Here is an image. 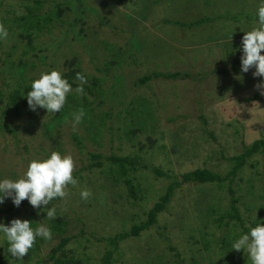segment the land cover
Returning a JSON list of instances; mask_svg holds the SVG:
<instances>
[{"label":"rangeland","instance_id":"obj_1","mask_svg":"<svg viewBox=\"0 0 264 264\" xmlns=\"http://www.w3.org/2000/svg\"><path fill=\"white\" fill-rule=\"evenodd\" d=\"M21 1L23 0H0V19L9 14L4 13L7 9L15 11L17 14L23 13L22 9L17 8L22 3ZM206 1L215 8L220 9L221 14L226 18L223 17V30L225 32L220 29L217 30L218 37L222 32L226 36L227 32L230 31L229 38L225 41L232 40L233 43H230V46L227 44L228 47L223 49L216 47L214 42L183 46L175 44L176 47L181 49L177 51L179 53L176 54V58L170 60V63L166 62L168 60L162 63V58L159 56L150 59L145 56L149 49H153L152 45L154 49L158 46L156 36L159 38L171 37L170 33L167 34L169 36L165 35L168 27L165 26L160 30L151 29L150 33H146L138 25L130 23L129 19L131 17L124 13V9L128 6L120 7L113 0L75 1L82 4L84 11L82 15L89 18V23H92L91 26L95 28L93 30L95 34L90 33L86 38H81L79 41H73L69 37V42L62 43L59 49H52L50 45L47 46L49 47L48 56L52 58L49 62V64H52H50L51 67L40 64L36 58L28 54L25 57L28 58V63H35L36 67L33 70L28 68L27 72L34 79L38 78L41 72H46L45 67L49 69L48 71L56 69L63 73L65 71L64 55H68L69 58L76 57L79 61L77 65L81 70L80 74L82 73L81 75L86 78V83H83V85H90L91 77H101L100 79L103 81L102 92L110 94L116 89L121 95L124 93V97L121 98L123 101L126 100L125 95L129 91L131 95L134 94L135 96L149 97L154 94L150 101L154 104H158V102L163 104V107L156 111L157 122H155L156 124L153 123L155 129L153 132L137 133L135 139L130 143L127 142L125 135L123 136V131L120 133L116 131L118 130L116 124L119 121L117 120L112 125L115 130L113 133L111 132L112 135L110 132H104L102 138H97L98 143L84 140L83 147L79 149L66 128L64 134L59 136L58 142L46 139L41 125L42 121L46 119V114L42 108L36 109L40 112L39 115H36L35 112H31L35 116L30 115L28 109H23L20 115L16 116L7 106H5L6 113L2 114L3 104H0V124L2 126L0 130V179H19L30 160L46 158L51 151H57L62 156H72L74 162L72 174L78 172L77 174L85 178L84 180L103 182L104 180L99 179L98 176L100 169H84L89 164L90 157L88 153L102 154L106 157L132 155L144 168L137 166L138 170L132 172L131 177H135L144 190L140 197L134 199L127 193V189L123 184H120V187L116 186L114 189L107 181L105 191L103 190L107 197L104 202L105 205H99L91 202L88 204L86 200L81 199L80 185L74 186L77 187L76 189L72 185H68L65 197L57 201H51L49 205L42 206L39 209L33 208L27 199L23 200L19 207H16L10 198H6L4 203L0 204V221L7 225L14 218H20L21 220L33 218V220L38 221V225L44 224L46 226L40 211L53 206L55 211L58 210L56 215L60 218V221L67 224L61 228L64 230L61 235L71 238L64 246V250L67 255L74 254L76 258L82 259V264H102V257L108 251L112 253V264H142L136 259L139 255L148 254L146 249L151 242L157 245V250L153 253L155 258L160 260L157 264H193L192 255L197 253L194 249L203 251L200 235L205 231L209 233V239L215 238L216 240L224 233L230 236H238L241 233L242 229L233 226V221H228V225H225L227 219L220 224L205 223L204 226L199 222H195L190 212H188L187 217L182 219L183 222L180 223L177 219L179 215L186 212L193 202L190 197H194L198 193L197 190L202 189V186L182 183L180 179L182 174L197 168H206L223 176L231 169L232 163L221 159L218 152L222 150L224 155L229 157L232 154L241 152L242 141L249 145L255 139L264 137V95L261 94L264 88L258 87L264 78L254 77V68H250L245 73L241 72V67L238 71L231 69L232 62L237 59L239 52L242 51L239 49V45L241 44V36L244 35L243 31L251 30L254 25L259 0ZM127 4H130L129 6H132L135 12L139 10L138 2L134 3V1L130 2L128 0V2H125V5ZM200 6L199 4H180L179 7L174 9L173 17L187 19L198 14V10H201ZM146 7L150 10L156 9L153 4H148ZM128 12L130 13V11ZM12 15L10 13V16ZM93 31L90 30V32ZM182 31L184 30L177 28L175 33L181 34ZM63 32L64 30L60 26L52 30V34L60 38ZM209 35L208 32L205 35L199 33L195 39L205 41L202 38H208ZM126 36L133 38L138 43L135 44L136 46L134 44L128 45V50L136 53L135 59L137 60L131 61L133 64L129 62L128 64L131 66L128 69H124L127 65H116L110 67L111 71L109 72H97L96 69H99V66L104 62L115 59L124 62L125 55L122 48H127V44H124ZM230 36L232 37L230 38ZM166 40L169 39H165V42H167ZM0 41L2 42L0 45V60L7 61L4 49L11 41ZM39 42L43 43L47 40L45 37H41ZM48 44L49 42L46 45ZM208 46L212 47V52L208 51ZM91 47L93 48L91 49ZM120 51L121 53H119ZM224 51H227L228 55H224ZM232 52L233 54H231ZM17 53H19V50ZM262 54H264V50H262ZM18 56L19 54H16L14 60ZM165 56L167 58L173 57V51L167 52ZM222 68L227 70V74H211V71ZM1 70L0 63V74ZM153 70L188 72L190 78L183 80H165L161 78L150 81L146 88L133 87V82L139 79L141 74ZM104 74L107 75L104 76ZM3 77H5L4 81ZM8 77L7 74L0 75V89L4 91V94L11 89L10 84H13L15 79ZM112 79H118L119 83L115 85L113 90L109 91ZM3 82L8 83V86L4 85ZM72 83L80 85L81 81L73 78ZM76 88L72 87L73 90L70 93L74 92ZM78 94L80 95V93ZM255 94H258L260 99L250 102L245 101ZM88 98L94 100V106L97 107L96 111L101 116L103 115L102 111L108 109L107 106H102L101 109L98 108L101 106L98 105L101 100L99 97V99L91 96H88ZM112 111L116 112L118 109L113 108ZM153 114L155 115V112ZM200 116H203L204 123H202ZM170 118H174V120L168 121ZM237 121L240 123L236 124ZM229 122L235 125L240 132L233 150L227 148L229 140L224 139L226 131L229 133L231 129V127H227ZM177 130H179L180 135H183L181 137L186 135L187 141L190 138L195 146V148L192 146L182 156L172 154V143L167 137H161V134L166 136V133H174ZM76 132H78L80 138L85 137L80 128ZM209 132L212 133L213 137H210ZM118 135L121 137L120 140L117 138ZM148 137L151 141L148 140ZM120 141H123V143ZM187 141L183 142L185 147L189 145ZM162 145L165 148H162ZM255 160L258 161L259 174L252 175L251 171L247 170L246 172L245 170L244 173L238 172V174L230 176L227 180L204 185V188H209L212 193L216 194L219 200L220 212L228 209L233 204V198L237 199L235 206L241 210L242 217L248 221L247 226L259 220L258 209L264 203L255 194L258 188L263 189L264 187V154L257 155ZM155 167L161 169L165 175L157 176L154 174L152 170ZM247 179L252 181L247 182ZM175 182L179 183L180 186L174 189L167 210L159 215L158 227L155 226L148 232L141 233L138 237H130L121 241L117 247H113L106 241L109 237L127 231L132 222L138 223L144 220L148 209L157 201L160 195L166 192L167 186ZM249 184L252 188H248ZM98 191H95V194H98ZM230 191H233L232 195ZM251 194L253 197H251ZM249 204L252 205L250 210L247 208ZM9 208H12V210ZM219 211L217 210L213 214L214 218L219 217ZM109 215L115 216V218L109 217ZM122 219L125 221V225H122V221H120ZM188 219L191 227L188 226L189 224L187 225ZM261 224L264 225L263 222ZM180 227H183L184 230L182 231ZM189 230L193 231L195 241L185 233ZM5 241L2 234H0V250L3 255L7 256L9 252L6 251ZM58 242L59 234H52L51 239L40 244L38 255L32 256L30 261L25 254L21 258L22 261H15L10 257L7 259V264H33L38 256L43 259L44 263L50 264L45 256ZM190 243H194L192 248H189ZM220 247L221 244L219 243L212 244L208 249L209 254L202 255L197 260V264H226V260L221 255ZM175 253L179 254L178 258H176ZM239 256L245 260L246 263L243 264H251L246 251L240 250Z\"/></svg>","mask_w":264,"mask_h":264},{"label":"trees","instance_id":"obj_2","mask_svg":"<svg viewBox=\"0 0 264 264\" xmlns=\"http://www.w3.org/2000/svg\"><path fill=\"white\" fill-rule=\"evenodd\" d=\"M75 1L76 0H23L21 1L22 3L17 6V8L23 10V13L17 14L15 11H11L10 9L4 11V13L9 14L0 19V25H3L9 33L8 38L5 41L10 40L11 42L9 45H6L4 49L7 61L0 60L2 68V72L0 75L7 74L9 76L8 78L15 79L14 83L10 84L11 89L7 93L4 94V91L0 89V104H3V107L1 108L2 114L6 113L5 106L9 107L16 116L20 115V112L23 111V109H28L30 111V115H32L34 112L36 115H39L40 113L36 110H30L27 104L26 94L28 93V91H30L31 81L34 79L29 75L27 69L30 68L31 70H33L36 67L35 63H28V58H25L28 54H31L32 57L36 58L40 64L50 66L51 63L49 64V62H51L52 58L48 56L49 47L47 46L50 45V48L52 49H59L62 43H65L66 41L69 42V37H71L73 41H79V39L81 38H86V36L90 35V33L95 34V31H93L95 28L91 26L92 23H89V18H86L82 15L84 12L82 4L80 2L76 3ZM113 1L119 4L118 6L120 7L128 6L126 7V9L130 11V13L126 9H124V13L128 14L131 17V19H129L130 23L132 22L138 25L141 30L145 31L146 33H150L151 29L160 30L165 26L168 27L165 35L170 33L171 37L167 38L164 35L166 38H159L158 36H156L158 46L154 49L152 45L153 49L148 50V53L145 54L148 59L159 56L162 58V63H165V60H168L166 62L170 63V60L172 58H176V54L179 53L177 51L181 49L176 47L175 44L183 46L195 43L201 45L204 43L214 42V45L216 47H221L223 49L228 47V45L230 46V43H233L232 40L227 42L225 41L227 38H229L230 31L227 32L226 36L225 34H223V32H225L223 30V19L225 17L221 14L220 9H217L212 4L207 3L206 0H129L130 2L134 1V3L138 2L140 7L137 12H135L132 6H129L130 4L125 5V2H128V0ZM148 4H153V7L156 9L150 10V8L146 7ZM180 4H199L201 5V10H198V14L188 17L187 19H184L182 17H173V14L175 13L174 9L179 7ZM10 13L13 15L10 16ZM71 16L73 17L72 19L70 18ZM88 25H90L91 27H89ZM59 26L64 30V32L61 34V38L59 36L56 37L52 34V30ZM153 26H155V28H153ZM89 28L93 32H90ZM177 28H180L184 31H182L181 34H177L175 33V30ZM219 29L223 32L218 37V33H216V31ZM198 32L203 35L208 32L210 35L208 38H202L205 41H200L195 39V37L199 34ZM41 37H45L49 44L46 45L47 42H39V39ZM231 37L232 36H230V38ZM129 38L130 37L128 36L125 37L126 42H124V44H127V48H122V52L125 55L124 62L120 61L119 59L104 62L101 66H99V69H96L97 72H109L111 71L110 67H114L116 65H127L124 67V69L130 68L129 66L131 65H129L128 63L130 62L131 64H133V62L131 61H135L137 59H135L136 53L132 50H128V45L134 44V46H136L135 44L138 43H136V40H134L133 38ZM165 39L169 40H166L167 42H165ZM1 44L2 42L0 41V45ZM22 45L23 47H21ZM92 48L93 47H91V49ZM207 49L209 52H212L213 50L211 46H208ZM18 50L19 53H17ZM171 51H173L174 56L167 58L165 54ZM46 53L47 55H45ZM119 53H121V51ZM16 54H19V56L16 60H14V56ZM231 54H233V52ZM241 54L242 51L239 52V56L231 64V69L233 71H238V69L241 67ZM224 55H228L227 51H224ZM63 61L65 67V71L62 73L63 76L67 78L72 87H77L78 85L72 83V79L76 78V74L81 72L80 68L77 65L79 62L78 59L76 57L69 58L68 55H64ZM45 69L46 72L49 70L47 69V67H45ZM219 73L227 74V70L222 68L220 70L211 71V74ZM105 75L107 74H104V76ZM4 78L5 77H3V81ZM100 78L91 77L90 85H83L84 91L83 93H80V95L76 91L69 93L66 97L65 105L60 110V112H57L56 114H47L46 109L42 108L43 112L46 114V119L42 121L41 125L44 129V134L47 140L58 142L60 139L59 136H62L64 134V129L66 128L71 134L72 140L79 147V149H81L83 147L84 140L95 141L96 143H98L97 138H102L104 136V132H110V134L111 132L113 133L115 130L112 125H114L117 120L119 121H117L118 124H116L118 125V130L116 131L118 133L123 131V136L125 135L127 142L130 143H132V141L135 139L137 133L154 131L156 124L155 122H157L156 111H158L160 107H163V104L159 102L158 104H154L150 101L153 98L152 96L154 94L149 97L135 96L134 94L131 95L129 91V93L125 95L126 100L123 101L121 98L124 97V93H122L121 95L116 89L113 91V93L110 94L102 92L103 81H101ZM161 78L165 80H183L190 78V75L188 72L180 71H148L147 73L145 72L144 74H141V77L133 82V87L146 88L149 85L148 83L150 81ZM113 81L112 83H110V89H108L109 91L113 90L115 88V85L119 83L118 79ZM3 83L4 85L8 86V83ZM86 94L88 96H91L92 98L99 97L101 99L98 102V105L101 106L98 108L101 109L102 106L108 107V109L102 111V116L100 113H98V111H96L97 107L94 106V100H90ZM258 99H260L259 95L255 94L252 98L246 99L245 101L250 102ZM81 108L84 109L86 115L82 119V121L75 126V129H73L72 114L74 112H77ZM113 108L118 109V111L113 112ZM153 112H155V115L153 114ZM35 114L33 115L35 116ZM200 117L202 123H204L203 116ZM173 120L174 118H170L168 121ZM153 123L155 124L153 125ZM235 123L239 124L240 122L237 121ZM227 127H231V129L229 133L225 130L226 135L224 139L229 140V142H227V148H229V150H233L235 148L234 146L237 143V136L240 132L238 128H236V126L231 122L227 123ZM79 128L84 132L85 137H79L78 132H76V130ZM1 129L2 126L0 124V130ZM209 135L210 137H213L211 132H209ZM181 136L183 135H180L179 130L174 131V133H166V136H163V134H161V137H167V139L172 143V154H179L182 156L183 153L188 152L187 150H190L192 146L193 148H195L190 138L187 141L188 138L186 137V135H184V137ZM117 138L119 140L121 139L119 135ZM148 140H150V137H148ZM184 141H187L189 145L185 147ZM120 142L123 143V141ZM161 147L165 148L164 145H162ZM240 149L241 152L232 154L229 157L224 155L222 150L218 152L221 159L226 162L232 163L231 169L227 171V173L223 176L218 173L211 172L206 168H197L181 175L180 179L182 183H192L195 186H202V189H198V193H196L194 197H190L191 199H193V202L188 207L185 213L178 216L177 219L180 221V223L183 222L182 219L187 217L188 212H190L192 215L191 217L195 219V222L201 223L202 226H204L205 223L220 224L221 222L223 223L225 219H227V221L224 223L225 225H228V221H233V226L235 225V227L242 229L241 233H239L238 236H230L229 234L226 235L224 233V235H221V237L217 240L215 238L209 239V233L205 231L200 235V243L203 247V251L205 252L199 249H194L197 253L192 255L193 264H197V260H199L202 255H208L209 247L212 244L217 243L221 244L220 252L223 258L226 260V264L246 263L245 260L239 256L240 251L232 249V243L241 234L246 233L249 230V227H254L258 222L264 223V203L260 205L257 213L259 217L258 219L260 221L258 220L254 223H250V226H247L248 221L244 217H242L241 210L235 206L237 199L233 198V204H231L228 209L222 210L220 212L218 206L219 200L217 199L216 194L212 193L209 188H204L205 184L209 185L214 182L218 183L227 180L230 178V176L232 177L238 174V172L244 173L245 170L246 172L247 170L251 171L252 175L259 174L257 168L258 161L255 160V157L257 155L264 154V137L255 139L249 145L242 141V146ZM43 151L45 152L44 148ZM88 154L90 157L89 164H87V167H85L84 169H100L98 175L99 179L102 178L104 180L103 182H95L92 180L90 181L89 179L84 180L85 178L79 176L77 174L78 172L76 174H72L73 177L77 179V185H80V190L83 188H87L88 190H90L91 196L86 200L88 204L91 202L97 203L99 205H105L104 202L107 197L104 191L106 188L105 183L107 181L114 189L116 186L120 187V184H123L127 189V193L134 199L140 197L144 189L141 188V183L138 182L135 177H131V173L136 172L138 170V167L144 168V166L140 165V163L134 156L111 155L110 157H106L102 154L97 153ZM152 171L157 176L165 175L163 171L157 167L153 168ZM250 181L252 180L247 179V182ZM179 186L180 184L177 182L169 184L167 186L166 192L163 195H160L157 201H155V203H153V205L148 209L144 220L138 223L132 222L131 227L127 231L118 233L114 237H109L106 241L113 247H117L119 242L124 241L130 237H138L141 233L148 232L150 229L157 226L159 215L167 210L168 203L170 202L174 189ZM74 188L76 189L77 187ZM248 188H252V186L249 184ZM95 191H98L99 193L95 194ZM255 192V194L258 196L257 198L261 201H264V187L263 189L258 188V190ZM230 193L232 195L233 191H230ZM251 197H253L252 194ZM59 199L60 198L57 197L52 201H57ZM251 206V204L248 205V210H250ZM9 209L12 210V208ZM217 210L219 211V217L214 218L213 214H215ZM57 212L58 210L55 211V213ZM40 215L44 219V223L46 224V226L50 228L51 234H59V242L53 248H51L48 254H46V260L50 264H82V259H80L79 257L76 258L74 254L67 255L64 250V246L71 239L68 236H62L63 234L61 235V233H64V230L61 228L67 225L66 222L60 221V218H58L57 215L55 218L47 217L46 211L44 210L40 211ZM106 216L108 217V215ZM109 217L115 218V216L111 215H109ZM26 219L31 222L33 228L38 226V221L33 220V218ZM120 221H122V225H125V221L123 219ZM188 224L189 219L187 220V225ZM188 226L191 227V224H189ZM180 229L182 231L184 230L183 227H180ZM185 233L190 239L195 241L193 231L189 230ZM43 241L47 240L37 238L33 247L29 249V253H26L29 261L31 260L32 256L38 255L40 244ZM5 244L6 251H8V242L5 241ZM193 245L194 243H190L189 248H192ZM146 250H148L149 255L147 253L139 255V257L136 259L137 261H140L142 264H157L160 262L159 258H155V255L153 254L157 250V245L151 242L149 243ZM175 256L176 258H178L179 254L175 253ZM10 257H12L10 253L5 256L1 253L0 250V264H7V259H9ZM12 258L15 261H18L15 257ZM101 262L102 264H112L113 261L111 251H108L104 254ZM33 264L46 263H44L43 259L38 256L34 260Z\"/></svg>","mask_w":264,"mask_h":264},{"label":"clouds","instance_id":"obj_3","mask_svg":"<svg viewBox=\"0 0 264 264\" xmlns=\"http://www.w3.org/2000/svg\"><path fill=\"white\" fill-rule=\"evenodd\" d=\"M239 48L242 50L240 57L241 72H248L254 68L253 76L264 78V0H259L255 12V21L251 30L243 31ZM8 30L0 25V40L8 38ZM76 79L81 81L75 91L83 93L85 76L76 74ZM258 87L264 88V80ZM72 86L61 71L53 69L41 72L38 78L31 81L30 91L26 94L29 109L35 111L38 107L46 109L47 114H56L64 107L67 95L72 91ZM264 95V91L261 92ZM83 108L72 114V126L79 124L85 117ZM74 162L71 155H61L51 151L46 158H34L29 161L23 175L16 180L0 179V204L10 198L13 205L19 207L27 199L33 208L49 205L54 198H63L67 195L68 185L76 186L78 181L73 177ZM91 196L90 190H80V197L87 200ZM49 218H55V208H44ZM0 234L8 242V252L17 260L29 253L37 240L51 239V230L44 224L35 228L29 220L14 218L9 224L0 221ZM232 249L246 251L251 264H264V225L258 222L254 227H249L246 233L241 234L232 243ZM22 261V260H21Z\"/></svg>","mask_w":264,"mask_h":264}]
</instances>
